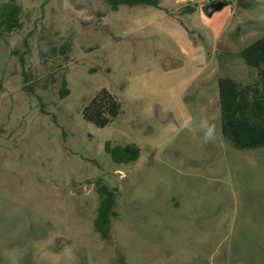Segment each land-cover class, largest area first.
<instances>
[{
	"label": "rangeland",
	"instance_id": "1",
	"mask_svg": "<svg viewBox=\"0 0 264 264\" xmlns=\"http://www.w3.org/2000/svg\"><path fill=\"white\" fill-rule=\"evenodd\" d=\"M225 1L0 0V21L20 7L0 26V264H264V146L222 137L217 84L256 80L237 52L264 0ZM103 87L121 112L96 127L82 110ZM105 140L140 156L117 164Z\"/></svg>",
	"mask_w": 264,
	"mask_h": 264
},
{
	"label": "trees",
	"instance_id": "2",
	"mask_svg": "<svg viewBox=\"0 0 264 264\" xmlns=\"http://www.w3.org/2000/svg\"><path fill=\"white\" fill-rule=\"evenodd\" d=\"M49 0H44V3ZM198 2L200 0H187ZM223 5L228 1L208 0ZM111 9L116 10L121 5H149L158 7L160 0H105ZM20 7L13 4L6 17L0 21V26L6 30L16 27L17 14ZM187 12L194 11V6L187 5ZM246 65L257 70L253 83L243 84L229 76L218 78V104L220 108V126L222 137L234 147L240 149L264 146V34L237 52ZM121 112V101L108 90L101 88L83 107L82 116L96 127H104ZM104 150L117 164L136 161L140 156L137 145H113L105 140ZM100 201L97 215L94 219L96 231L103 239L110 237L111 221L116 216L115 188L98 183ZM123 264V263H122Z\"/></svg>",
	"mask_w": 264,
	"mask_h": 264
},
{
	"label": "water",
	"instance_id": "3",
	"mask_svg": "<svg viewBox=\"0 0 264 264\" xmlns=\"http://www.w3.org/2000/svg\"><path fill=\"white\" fill-rule=\"evenodd\" d=\"M222 6H224V5L220 2L212 3L209 5L208 12L211 13L214 9H220Z\"/></svg>",
	"mask_w": 264,
	"mask_h": 264
}]
</instances>
